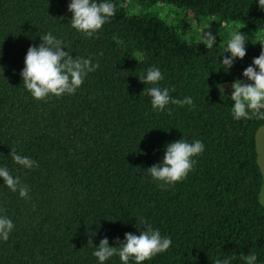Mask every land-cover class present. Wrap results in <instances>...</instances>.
Wrapping results in <instances>:
<instances>
[{
  "label": "trees",
  "instance_id": "trees-1",
  "mask_svg": "<svg viewBox=\"0 0 264 264\" xmlns=\"http://www.w3.org/2000/svg\"><path fill=\"white\" fill-rule=\"evenodd\" d=\"M70 2L0 0V167L30 197L0 178V216L14 224L8 240L0 239V264H100L93 252L101 239L119 246L145 224L172 243L142 264H246L252 253L264 264L255 149L264 119H234L226 85L250 83L242 73L264 36L247 39L246 55L230 69L221 64L232 28L264 31L258 0H95L113 3L115 13L91 37L71 26ZM155 4L169 5L168 12L148 10ZM193 24L212 31V48L193 33L185 37ZM48 33L99 68L74 94L36 100L20 73L28 48ZM150 67L163 75L156 85L138 79ZM154 86L174 99L191 97L194 106L155 110L147 95ZM180 139L199 140L204 151L186 178L162 188L147 169ZM13 148L38 166L16 164ZM104 264L121 261L115 255Z\"/></svg>",
  "mask_w": 264,
  "mask_h": 264
},
{
  "label": "clouds",
  "instance_id": "clouds-1",
  "mask_svg": "<svg viewBox=\"0 0 264 264\" xmlns=\"http://www.w3.org/2000/svg\"><path fill=\"white\" fill-rule=\"evenodd\" d=\"M258 3L259 7L264 9V0H258ZM68 10L72 13L71 26L91 37L102 28L108 18L114 15L115 6L110 2L71 0ZM208 27L209 25L206 28ZM40 39L42 43L39 46L28 48L24 58V68L20 73L24 87L36 100H44L49 95L60 97L66 93L74 94L83 84L88 73L99 68V63L93 64L91 58H74L63 50V42L51 33L45 34ZM247 39L248 37L240 31L231 34L225 49L229 55L221 61L227 70L232 67L236 59H242L246 55ZM215 41L216 37L210 31L203 33L202 42L208 49L213 47ZM242 75L250 83L237 79L231 84L230 98L234 101L233 118L251 119L255 116L264 119V111H261L264 109V47L261 48L260 55L253 59L252 66L246 67ZM138 79L144 84L156 85L163 79V75L158 68L150 67ZM147 95L151 97L153 109L158 111L164 110L169 103L194 106L191 97H185L183 100L174 99L170 97L169 89L166 88L151 87L147 89ZM203 151L204 145L199 140L193 143L183 139L171 142L166 146L162 163L149 167L147 171L154 180L163 182L162 188L164 184H175L186 178L195 164L193 157ZM10 155L16 164L26 169L38 166L31 158L17 154L14 148L11 149ZM0 178L11 191L18 192L21 198H30L28 186L22 184L19 177H13L7 167H0ZM13 228L14 224L9 218L0 216V239L7 241ZM144 229L139 235L125 233L124 241L116 243L119 246L110 247L106 237L101 239L99 246L95 247L93 256L100 264H104L115 255L119 256L121 264H129L130 259H133L135 264H142L156 254L169 249L172 243L170 237H162L160 231L154 230L151 225L145 224ZM88 244L92 245V241L89 240ZM243 259L246 264H255L257 256L252 253ZM215 264H231V262L229 259H217Z\"/></svg>",
  "mask_w": 264,
  "mask_h": 264
},
{
  "label": "rangeland",
  "instance_id": "rangeland-1",
  "mask_svg": "<svg viewBox=\"0 0 264 264\" xmlns=\"http://www.w3.org/2000/svg\"><path fill=\"white\" fill-rule=\"evenodd\" d=\"M150 9L158 11L159 15L163 16L168 12L169 5H167V4H155L153 7L149 8L148 10H150ZM207 19H209V18H207ZM236 27L237 28L231 29L230 36L233 32L240 31V29L242 30L240 32L242 34L246 35L249 40H256V39L264 36L263 30H253L250 28H244L240 25L239 26L236 25ZM204 32H208L207 29L204 30V29H201L200 27H195L193 24L190 26V29H188V31H186L184 33H185V37H188L189 34L193 33L195 35V37L198 39V38L203 37ZM231 84L232 83H228L226 85L228 88H231ZM228 93L231 94L230 92H228ZM255 149H256V153H257V163H258L259 169L261 171V176H262V184H261V188H260L258 196H259V201L264 205V125L260 126L255 133Z\"/></svg>",
  "mask_w": 264,
  "mask_h": 264
}]
</instances>
